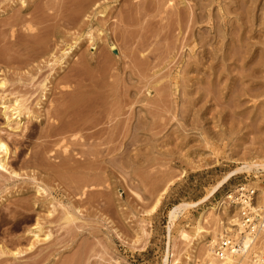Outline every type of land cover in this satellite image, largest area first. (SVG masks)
I'll return each instance as SVG.
<instances>
[{"label":"rangeland","instance_id":"1","mask_svg":"<svg viewBox=\"0 0 264 264\" xmlns=\"http://www.w3.org/2000/svg\"><path fill=\"white\" fill-rule=\"evenodd\" d=\"M86 1L0 0V97L39 117H23L14 131L0 106L10 150L8 169L0 167V264H164L171 236L182 262L197 264L185 257L191 243L181 231L235 185L264 179L234 176L170 229L172 208L200 202L238 160L264 149V0L203 1L219 34L198 72L201 49L186 45L193 35L177 18L193 16L199 0ZM93 56L99 65H89ZM83 80L97 89L84 92ZM94 106L102 113L81 133V111ZM38 221L51 238L29 250ZM143 225L150 235L134 248ZM217 226L222 233L210 216L207 228Z\"/></svg>","mask_w":264,"mask_h":264},{"label":"bare ground","instance_id":"2","mask_svg":"<svg viewBox=\"0 0 264 264\" xmlns=\"http://www.w3.org/2000/svg\"><path fill=\"white\" fill-rule=\"evenodd\" d=\"M98 1H100V0H87L86 2H88L89 7L92 8L93 6L98 5ZM203 1L204 0H199V2H197L196 8H194L193 16L190 15L189 18L185 22L183 20H181L179 17L177 18V22H178L177 25H178L179 31H184V30L190 28V30H191L190 33H191V35H193V39H191V41L189 43H187L186 45L191 49L192 52H195L196 50L201 49V51L199 53L198 62L192 64V67H191L192 70H195L196 72H198L201 69L200 66H202V65L205 66L203 61L207 60L211 54V51L208 49V46L213 41L216 42V40L218 39V34H219L218 23H216L212 14L207 13V9L209 8V4H204ZM183 3L184 2H182L181 4H183ZM105 10H106V8H103V10L100 12L105 13L106 12ZM204 19L209 20V26L210 27L197 26V24L203 23ZM226 27H227L226 25L223 26V28H226ZM98 31H100V30H98ZM102 33L103 32H100L99 39H102ZM208 34L209 35L214 34V36L209 37V36H207ZM88 37H89L90 42H92V43L95 42V37L93 36V34H89ZM111 49L115 50L116 46H112ZM65 54L67 55L66 51H65ZM94 59H96L95 56H93V58H91V59H87V62L89 61L90 66L99 65L101 63L100 60H97V62L94 63L93 62ZM194 79H197V76L191 78V81H193ZM6 85H7L6 79H3L0 81V87H4ZM194 86H195V84L193 85V87ZM81 87H82V90L84 92H88V91L97 89V83L95 81H91L90 84H86L85 80H83ZM0 106L4 112V115L8 119V126L10 128H12V130H14V131L20 130L24 126V124L22 123L23 117L28 116V119H29L28 121H30L32 119H39V117L37 115L33 114V112L27 108L26 104L23 103L22 101H20L19 99L14 100V102L11 104V103H9V101H7V98L0 97ZM56 112H55V114H56ZM65 112L66 113L70 112V110H66ZM101 113H102V109L99 106H94L90 110L81 111L82 117L80 118L79 122L77 123L78 126H76V127L79 128L80 132L82 133L86 128H88V126L93 122V120H95L96 115L101 114ZM139 121H140L139 124H141L142 121L141 120H139ZM13 122H16V124L13 125L12 124ZM204 142H205V146L207 148L208 147L214 148V149L217 148L216 146L218 144H216L214 142V140L211 138L206 137L204 139ZM126 151H127L126 148L124 150H122V152L120 154L122 156V158H125ZM9 156H10V150H9L7 143L4 140L0 139V167L1 168L8 169ZM251 156H253V157L250 158L248 156V157H245V158L238 160L241 162L240 164H242L243 166L237 168V170H235L231 174L227 175L223 179V181H221L218 185H216L210 191L209 195H207L200 202L195 203V204L183 202V203L175 206L174 208H172V210L170 212V216H171L170 229H172V225H176L177 221H179V220L184 221L187 218L186 212H187L189 207H191L193 205L198 206L200 204H205L206 202H208L234 176H237V175L245 173V172H248V173H251V172L264 173V149L259 154L253 153V155H251ZM230 159L233 161L232 158H230ZM204 165H207V164L205 163ZM204 165H197L194 162H191L192 169H199ZM167 190L168 189H166L164 191V193L158 199L157 203L152 208V210L150 212H148V215H155L158 212V210L160 209V207L162 205L164 194L167 192ZM38 192L39 193H42V192L46 193L47 188L39 186ZM260 204L262 207L264 206V195H262L260 197ZM223 208H224L223 207V201L219 200L215 207H210V208H206V209L202 210L199 218L196 220V224L194 225L193 228H191L190 231H188L186 229H183L181 231V237H183L186 240H189L191 243L190 250L186 251V254H185V257L189 262H196L197 264H203L204 261L197 260L196 256H195L198 246L201 243L206 242L208 240V238H210L212 236L214 239L211 240V243H214L217 240H219V238L223 235V232L221 233V230L218 226L213 230L207 228L209 220H210V216L215 215L216 219H217V224H219L221 226V228H223V231L225 230L226 225L224 222L225 216L223 214ZM228 218H229V220H232L233 217L229 216ZM71 219H72V216H70V214H67L66 220H71ZM231 222L233 223L235 221H231ZM186 228H188V225H186ZM33 232H34V240L32 241L31 246L29 247V250H32L37 244L45 242L49 238H51V234H46L45 237L42 238V233L44 232V230H43V227L40 225L39 221H38L37 226H36V231L34 230L31 233H33ZM149 235H150V232L148 231L147 227L145 225H143V227L139 231V235H138L137 239L135 240L133 247L137 248L139 245H142L145 242V240L148 238ZM173 242L174 243L172 245V236H171L170 237V243H169V250H168V254L166 255V257L164 259V264H184L182 262V258L180 257V255L178 253V241H177V239H174ZM21 253L22 252L16 251V252H13L12 254L14 256H17ZM1 254L6 255L7 252L5 250H1ZM230 263H231V261L227 262V264H230Z\"/></svg>","mask_w":264,"mask_h":264},{"label":"built area","instance_id":"3","mask_svg":"<svg viewBox=\"0 0 264 264\" xmlns=\"http://www.w3.org/2000/svg\"><path fill=\"white\" fill-rule=\"evenodd\" d=\"M262 191L264 179L262 186L260 181L239 183L222 198L226 228L219 240L208 246L203 264H264Z\"/></svg>","mask_w":264,"mask_h":264}]
</instances>
